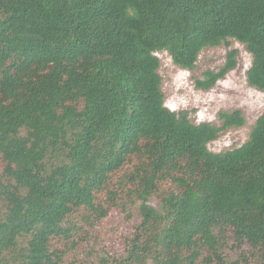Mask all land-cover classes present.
I'll return each mask as SVG.
<instances>
[{"label": "trees", "instance_id": "obj_1", "mask_svg": "<svg viewBox=\"0 0 264 264\" xmlns=\"http://www.w3.org/2000/svg\"><path fill=\"white\" fill-rule=\"evenodd\" d=\"M230 40L264 92V0H0V264H61L55 243L74 249L82 222L107 216L96 194L131 156L123 182L139 223L113 259L88 264H264V113L241 145L210 151L244 126L242 111L215 125L170 110L155 54L191 71L202 49ZM237 54L196 87L211 89ZM244 245L256 256L228 250Z\"/></svg>", "mask_w": 264, "mask_h": 264}, {"label": "rangeland", "instance_id": "obj_2", "mask_svg": "<svg viewBox=\"0 0 264 264\" xmlns=\"http://www.w3.org/2000/svg\"><path fill=\"white\" fill-rule=\"evenodd\" d=\"M232 49L238 51L237 66L219 79L211 89L197 88L196 80L203 79L204 72L207 70L218 71L224 65L228 51ZM155 54L160 61L158 72L162 79L165 106L170 110H185L192 122L206 121L215 125H219L217 119L219 112H231L235 109L242 111L245 118L244 126L221 132L207 145L210 151H225L246 141L252 123L261 113H264V92L250 87L246 82L245 71L250 65L251 57L243 45L230 40L229 46L204 48L199 53L195 67L191 71L174 65L165 51ZM137 164L139 162H136L135 157H129L110 176L105 188L96 194L97 201L102 203L104 208H109V211L107 216L99 221L97 219L92 221L89 218V222H82L80 236L84 238L77 239L74 249L66 248L68 244L66 245L64 241L55 243L56 247L66 250L61 264H69L75 258L79 260L77 264H82L81 262L88 264L92 260L97 263L104 254L111 260L117 252L122 250L121 241L132 235L134 227L140 220L136 206L131 202L135 200V194L132 191L134 187L125 185L123 182L125 175L132 172L134 165ZM1 169L0 162V173ZM171 188L172 185L168 180L161 182L156 192L149 198V204L156 207L163 194ZM109 191H116L115 207L109 204ZM85 213H74V220H79L82 215H88ZM52 242H55V239ZM247 248L246 245L240 249L229 246L228 250L231 255L237 256L236 259L240 254L246 258H251V254L256 256V252Z\"/></svg>", "mask_w": 264, "mask_h": 264}]
</instances>
